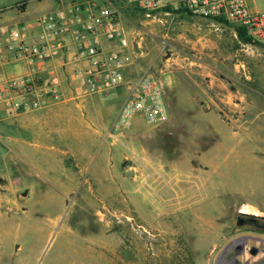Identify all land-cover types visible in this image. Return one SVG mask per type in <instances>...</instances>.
Masks as SVG:
<instances>
[{"label":"rangeland","instance_id":"1","mask_svg":"<svg viewBox=\"0 0 264 264\" xmlns=\"http://www.w3.org/2000/svg\"><path fill=\"white\" fill-rule=\"evenodd\" d=\"M121 24L169 121L104 143L114 97L55 150L0 142V264H264V230L237 223L264 221V47L191 16Z\"/></svg>","mask_w":264,"mask_h":264},{"label":"built area","instance_id":"2","mask_svg":"<svg viewBox=\"0 0 264 264\" xmlns=\"http://www.w3.org/2000/svg\"><path fill=\"white\" fill-rule=\"evenodd\" d=\"M72 1L76 5L70 10V22H74L78 28L73 31L68 29L64 14L57 13L47 18L49 27L45 37L56 39L71 32L79 42L76 58L88 64V69L83 73L85 94L125 87L126 94L112 125L113 133L130 130L136 118H141L148 128L161 127L170 118L166 85L161 78L149 69L131 78L125 77V70L134 65L135 56L122 28L124 12L139 14L144 18L170 17L183 13L209 21L217 28L226 25L235 30L240 29L252 43L264 47V0ZM83 31L90 32L93 40L87 41ZM1 34L0 55L3 47H8L16 50L17 57H41L36 47L24 43L23 31L7 30ZM3 42L7 45L4 46ZM59 84L58 76L50 72L42 82L31 80L13 89L14 95L5 101V106L10 112L44 108L48 105V96L56 98Z\"/></svg>","mask_w":264,"mask_h":264},{"label":"crops","instance_id":"3","mask_svg":"<svg viewBox=\"0 0 264 264\" xmlns=\"http://www.w3.org/2000/svg\"><path fill=\"white\" fill-rule=\"evenodd\" d=\"M73 5L76 4H73L72 0H13L5 7L0 6V40L3 38L1 33L4 31L21 30L25 33L24 43L36 47L41 55V57L33 56L30 59H24L17 57L14 49L10 50L8 47L2 49L0 55V142L5 140L7 143L23 146L36 144L49 151L55 150L48 144L59 136L71 135L75 138L76 127H84L87 120L101 118V122L105 121L99 106L101 99L111 100L110 98L117 97L118 103L115 104V111L113 110L116 117L126 94L125 87L118 86L103 93L85 94L83 73L88 69V64L76 58L79 42L71 32L56 39L45 37L49 27L47 18L56 16L57 13L64 14L68 29L73 31L78 28L74 22H70V10ZM83 32L87 41L93 40L90 32ZM102 41L105 42L104 39ZM3 44L7 45L5 42ZM105 45L107 46L106 42ZM50 72L58 76L60 84L56 91V98L47 97L46 107L32 111L10 112L7 109L5 101L14 95L13 89L31 80L42 82ZM135 75L134 66L125 70L126 78ZM103 110L106 111V109ZM115 117L104 136L101 137L104 143H108V138L116 136V133L112 132ZM81 132L80 130L78 133L81 134ZM108 148L111 149L110 146ZM135 159L144 170L149 168L147 156L143 153ZM55 160L64 170L65 164L61 155L56 156ZM140 167H137L139 172H141ZM122 168L123 165H121Z\"/></svg>","mask_w":264,"mask_h":264},{"label":"flooded vegetation","instance_id":"4","mask_svg":"<svg viewBox=\"0 0 264 264\" xmlns=\"http://www.w3.org/2000/svg\"><path fill=\"white\" fill-rule=\"evenodd\" d=\"M237 223L241 225H252L255 228L264 230V221L262 219H258L257 217H248V216H238Z\"/></svg>","mask_w":264,"mask_h":264},{"label":"trees","instance_id":"5","mask_svg":"<svg viewBox=\"0 0 264 264\" xmlns=\"http://www.w3.org/2000/svg\"><path fill=\"white\" fill-rule=\"evenodd\" d=\"M178 16H190V15H185V14H183V13H178L177 14ZM217 22H219V21H217ZM226 26V25H225ZM237 33L239 34V36L241 37V38H244V32L242 31V30H240V29H237Z\"/></svg>","mask_w":264,"mask_h":264},{"label":"water","instance_id":"6","mask_svg":"<svg viewBox=\"0 0 264 264\" xmlns=\"http://www.w3.org/2000/svg\"><path fill=\"white\" fill-rule=\"evenodd\" d=\"M239 224V223H238Z\"/></svg>","mask_w":264,"mask_h":264}]
</instances>
